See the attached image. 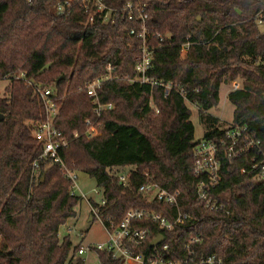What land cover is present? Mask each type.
Masks as SVG:
<instances>
[{"label": "trees", "instance_id": "16d2710c", "mask_svg": "<svg viewBox=\"0 0 264 264\" xmlns=\"http://www.w3.org/2000/svg\"><path fill=\"white\" fill-rule=\"evenodd\" d=\"M122 5L127 0H107ZM149 27L168 37L158 46L149 76L164 86L131 82L136 77L139 45L129 35L133 22L89 21L79 7L69 16L55 11V0H0V264H86L60 230L76 218L80 197H71L73 181L57 163H43L40 175L31 163L41 152L32 135L35 122L48 118L34 86L18 77L25 72L35 85L52 87L61 108L56 126L69 139L63 159L71 170L86 173L104 190L99 216L119 222L132 208L163 212L175 208L150 201L140 186L149 179L179 190L186 223L163 231L148 222L151 241L165 236L178 254L193 238L196 257L216 255L224 264H264V181L254 180L253 153L223 158L215 197L230 214L214 212L200 202L193 149L201 139L220 140L231 127L211 114L223 84L243 86L229 92L235 106L232 125H247L264 150V0H149ZM191 42L186 57L181 44ZM108 65L120 78L104 83L103 102L114 109L102 116L100 134L88 137L87 118H95L87 85L102 77ZM186 91L187 98L180 89ZM197 105L204 136L196 138L191 105ZM132 166L129 185L111 172ZM45 175V178H43ZM95 206L98 203L93 202ZM96 214L93 212L94 220ZM98 217V216H97ZM105 264H122L100 252ZM193 264V263H192Z\"/></svg>", "mask_w": 264, "mask_h": 264}, {"label": "built area", "instance_id": "2783aa9c", "mask_svg": "<svg viewBox=\"0 0 264 264\" xmlns=\"http://www.w3.org/2000/svg\"><path fill=\"white\" fill-rule=\"evenodd\" d=\"M149 2V0H127L122 5H111L107 0H55L54 6L60 16H69L74 8L79 7L88 14L89 21L98 19L108 24H116L125 19L132 21L133 26L130 28L129 35L139 45V52L135 56L136 77L127 76L126 78L131 82L164 86L166 94H169L174 89L172 83L164 84L149 76L158 46L161 47L166 43L169 37L149 27ZM190 46L189 40L181 44L183 58L187 56ZM114 70L113 66L108 65L102 77L87 85V92L91 97L93 111L96 115L95 118L86 119L88 137L100 134L103 114L114 109L113 103L103 102L100 95L105 82L120 78ZM18 77L34 86L35 95L42 101L48 112L46 120L35 122L32 127V135L41 147V152L31 163L33 174L39 176L41 167L46 161L57 163L65 177L73 181L69 190L70 196L80 197V199L87 197L79 183V171L68 168L63 159L64 151L69 146V139L55 123L61 108V103L54 97L56 93L52 87L33 84L27 79L25 72L19 73ZM179 91L187 98L185 89L181 88ZM193 106L197 107L195 104ZM248 153H253L251 170L257 171L254 178L264 181V150L261 141L250 133L247 125H232L219 141L203 138L194 146L191 171L200 178L197 195L206 208L214 212L231 213L227 203L214 195V190L222 179V161L224 157L239 159ZM131 174L129 171L118 174L117 177L123 185L127 186L130 183ZM140 192L150 201H157L175 208L176 217L170 219L166 214L155 209L132 208L119 222L111 218H108L106 223L102 221L107 232V240L95 244H82L75 253L76 257H82L86 264H105L101 260L100 252H105L112 259L121 261L122 264H224L222 257L214 254L207 257H196L192 244L200 242V238L197 237L185 245L182 255L176 253L165 242L166 239L152 247V252L146 255L141 249L146 241L150 240L152 230L149 226H145V223L151 222L161 230L168 232L185 224L189 215L183 211L184 201L179 190L170 191L153 179H149L140 186ZM90 201L93 212L100 217L99 207L107 203L105 196L98 206L93 204L94 201ZM1 237L0 233V242Z\"/></svg>", "mask_w": 264, "mask_h": 264}, {"label": "rangeland", "instance_id": "374dc122", "mask_svg": "<svg viewBox=\"0 0 264 264\" xmlns=\"http://www.w3.org/2000/svg\"><path fill=\"white\" fill-rule=\"evenodd\" d=\"M262 28L264 29V25H262ZM8 85L9 80L0 81V89L2 93H5L6 87ZM242 86L243 84L241 79H237V81H234L230 84H223L220 91L219 105L210 111L211 114L217 116L221 122L225 123L226 127L232 126L235 110V106L230 102L228 94L230 91L241 88ZM191 109L192 121L196 127L195 135L198 139L204 136V126L199 119L198 107L191 105ZM132 169V166L115 167L111 173L118 175L121 173H128ZM79 183L81 184V187L83 188L87 197L80 199L76 206L78 213L76 218L69 220L66 225L62 226L60 230L61 236L65 237L66 235H70L74 246L80 243L86 245L89 243L95 244L106 241L108 236L101 218L96 216L94 220H90V217L93 213L90 200L101 204L104 199V190L97 185L95 179L86 173L79 172Z\"/></svg>", "mask_w": 264, "mask_h": 264}, {"label": "water", "instance_id": "95a60500", "mask_svg": "<svg viewBox=\"0 0 264 264\" xmlns=\"http://www.w3.org/2000/svg\"><path fill=\"white\" fill-rule=\"evenodd\" d=\"M0 118L3 119L4 115L0 114ZM43 178H45V175H43ZM93 217H90V220H92ZM165 240V236L164 235H159L158 237H156L152 242H151V246L154 247L158 244H160L161 242H163Z\"/></svg>", "mask_w": 264, "mask_h": 264}]
</instances>
